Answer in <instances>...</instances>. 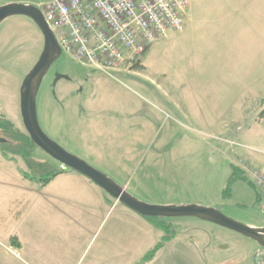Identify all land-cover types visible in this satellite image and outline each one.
Wrapping results in <instances>:
<instances>
[{
    "label": "rangeland",
    "instance_id": "1",
    "mask_svg": "<svg viewBox=\"0 0 264 264\" xmlns=\"http://www.w3.org/2000/svg\"><path fill=\"white\" fill-rule=\"evenodd\" d=\"M233 1L235 8L221 7L223 12L217 7L224 29L193 30L191 17H200L203 7L189 0L184 29L169 32L139 63L122 71L107 74L63 53L38 94L43 131L140 202L214 208L240 224L264 227V194L258 184L237 180L225 194L233 166L249 176L252 170L264 172V153L252 148L264 147L259 117L264 106V0L223 4ZM9 3L0 0V7ZM16 3L40 8V0ZM232 21L244 29L232 30ZM43 49L44 37L31 19L11 17L0 25V109L23 133L22 86ZM57 74L68 79L56 82ZM32 155L56 163L39 147ZM17 164L26 170L21 158ZM17 164L6 166L16 174ZM62 168L65 174L75 172ZM8 177L0 171V264H96L102 250L123 249L124 238L138 233L135 218L141 215L122 203L111 209L116 199L103 189L109 198L105 208L69 223L44 203L65 177L45 192L35 184L42 195L36 196L40 206L34 208L26 205L32 195L12 188L16 178ZM18 201L24 216L13 227L5 215L16 210ZM150 219L161 227L164 242L171 241L163 253L167 264H186L181 259L188 256L173 254L172 248L186 249L187 243L199 248L206 264H257L252 240L238 233L192 217ZM12 227L16 235L9 237ZM211 247L217 254H210ZM255 248L264 250L258 244Z\"/></svg>",
    "mask_w": 264,
    "mask_h": 264
},
{
    "label": "built area",
    "instance_id": "2",
    "mask_svg": "<svg viewBox=\"0 0 264 264\" xmlns=\"http://www.w3.org/2000/svg\"><path fill=\"white\" fill-rule=\"evenodd\" d=\"M46 22L65 53L107 74L139 63L169 32L181 31L189 0H40ZM250 180L264 194V172ZM264 208V206H263ZM264 264V250L256 254Z\"/></svg>",
    "mask_w": 264,
    "mask_h": 264
},
{
    "label": "crops",
    "instance_id": "3",
    "mask_svg": "<svg viewBox=\"0 0 264 264\" xmlns=\"http://www.w3.org/2000/svg\"><path fill=\"white\" fill-rule=\"evenodd\" d=\"M201 7H203V14L200 17L194 18L191 17V29L193 30H205L208 26H214L215 30H222L225 27L223 25L226 23L224 22V18L222 19L218 15V8L217 7H223L224 10L228 6L236 7L235 2H225L223 4V0H199ZM252 3V1H251ZM235 5V6H234ZM224 10L221 11L224 12ZM217 15V18L213 17V13ZM239 13V10L237 12L232 11L231 16ZM228 14V13H226ZM242 26V27H241ZM232 30H242L244 29L243 25H238L232 21L230 23V26ZM252 30L255 29L256 25L252 24L250 26ZM230 29V28H229ZM230 29V30H231ZM264 123V122H262ZM264 126V124H262ZM264 146V145H261ZM256 149L259 152L264 153V147H252ZM3 155V154H2ZM262 155V154H261ZM4 156H1L0 154V171H3V174H6V176H10L8 178H11L14 180L16 178L17 186H14L13 183L10 185L12 188L16 187V189L22 190V191H28L29 194L32 195V197H28L27 199V206H30L31 208L39 207L40 202L36 200L37 195H42V193L39 191H46L51 185L54 183V181L57 178H64L63 184L58 186V191L52 192L53 195H49L48 198L45 199L44 203H47L49 205L48 209H54L56 208L61 215L65 217V219L69 223H73V219H76L74 223H79V220L82 219L81 216L84 213H87L90 217L94 216L93 213H96L98 208H105L106 201L109 200V198H105V192L102 190L101 187H99L97 184L86 178L85 176L77 173L72 172L71 174H62L59 177H57L55 180H53L49 185L46 187H42L39 183L31 182L24 178L22 175L21 169L19 168V164H17L19 170H15L16 174L12 172L11 166H6L14 164V162H11L7 158H3ZM258 158V157H256ZM264 160V159H263ZM20 172V173H19ZM21 174V175H20ZM6 179V178H4ZM22 179H24L26 182H24ZM3 181L2 179H0ZM27 183H32L33 186H28ZM35 184H38V190L36 189ZM9 186V185H8ZM106 200V201H105ZM17 203V202H16ZM20 202L18 201L17 207L15 211L10 212V215L6 213L7 215V223L13 224V227L15 225H18L19 222H22L23 220V213L18 210ZM121 203L117 200H112V208L113 209L116 205H120ZM58 207V208H57ZM72 211V212H71ZM135 223L138 227V233L134 234V238L132 239L130 236L124 238L123 243V249L122 248H116L115 246L113 248H108L106 250H102V254L104 255L102 260H100L96 264H139L142 262V260L149 254L152 250H154L158 245L162 244L158 252L156 253L155 257L147 263L144 264H167L164 261V250L166 249L167 245L170 244V240H167L164 242L165 236H163L161 227L157 228V225L155 222L143 218L142 216H136ZM257 228H262L263 226H257V225H250ZM13 227L11 229L10 236L16 235V230H13ZM11 228V227H10ZM218 236V234H216ZM18 236V235H17ZM21 240L23 239L22 236H18ZM113 237V235L111 236ZM251 241V240H250ZM242 243V241H241ZM253 243V250L256 249V253L260 251L259 248H255L257 245L256 242L252 240ZM167 244V245H165ZM256 244V245H255ZM188 247L178 249V248H172L173 254H179L182 252V254L187 255L189 257L182 258L186 264H206L205 261L202 258L201 251L199 248H196L192 245V243H187ZM251 245V244H250ZM252 247V246H251ZM122 249V250H121ZM211 255L217 254L218 249L215 247H211ZM22 250V249H21ZM207 252V251H206ZM191 259V260H190ZM204 261V262H203ZM236 263V264H241ZM169 264H175L172 261H169ZM182 264V263H179Z\"/></svg>",
    "mask_w": 264,
    "mask_h": 264
},
{
    "label": "water",
    "instance_id": "4",
    "mask_svg": "<svg viewBox=\"0 0 264 264\" xmlns=\"http://www.w3.org/2000/svg\"><path fill=\"white\" fill-rule=\"evenodd\" d=\"M23 16L31 19L44 37V49L38 63L26 77L22 86L21 112L26 131L34 144L44 150L53 160L97 184L114 199L146 218L192 217L201 219L253 240L264 248V227L257 228L235 222L219 210L200 206H151L133 198L105 174L85 161L67 152L43 131L37 112V98L45 77L52 65L62 56V49L54 32L49 27L42 10L35 5L9 3L0 7V25L11 17ZM67 76H56V82ZM0 139V143H4Z\"/></svg>",
    "mask_w": 264,
    "mask_h": 264
},
{
    "label": "trees",
    "instance_id": "5",
    "mask_svg": "<svg viewBox=\"0 0 264 264\" xmlns=\"http://www.w3.org/2000/svg\"><path fill=\"white\" fill-rule=\"evenodd\" d=\"M8 2H20L21 0H7ZM136 66H139L136 65ZM261 120H264V106L259 113ZM0 139L5 142L0 143V151L5 158L11 162L17 163V159L21 158L25 164L26 170H21L25 179L39 183L42 187H46L57 177L65 173L62 168L63 165L56 162L51 163L47 161H39L33 158V151L37 147L31 140L28 133H23L16 129L13 123L5 118L0 109ZM237 180L247 181L254 186V183L250 180L247 173L240 168L233 166V175L230 179L229 186L227 187L225 194L230 195V187ZM260 199V194H258ZM150 219V218H148ZM151 220V219H150ZM162 244L158 245L152 250L139 264L150 262L160 249Z\"/></svg>",
    "mask_w": 264,
    "mask_h": 264
},
{
    "label": "flooded vegetation",
    "instance_id": "6",
    "mask_svg": "<svg viewBox=\"0 0 264 264\" xmlns=\"http://www.w3.org/2000/svg\"><path fill=\"white\" fill-rule=\"evenodd\" d=\"M49 73H50V71H49ZM49 73H48V75H49ZM55 78H56V76H55ZM45 80V79H44Z\"/></svg>",
    "mask_w": 264,
    "mask_h": 264
}]
</instances>
